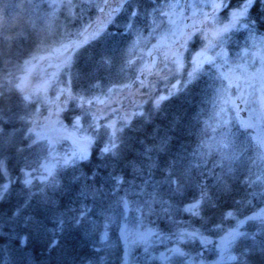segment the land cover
<instances>
[{"label":"snow or ice","instance_id":"snow-or-ice-1","mask_svg":"<svg viewBox=\"0 0 264 264\" xmlns=\"http://www.w3.org/2000/svg\"><path fill=\"white\" fill-rule=\"evenodd\" d=\"M256 5L264 8V0H238L235 5L231 0H211V3L204 5L210 11L199 13L198 22L202 27L197 28L194 22L183 29H175L173 17L176 12L173 9L180 7L178 2H53L48 5L52 12H45L39 17L49 30L57 7L67 9L71 14L77 7L81 11L84 8L98 10L103 19L98 25L90 26L93 30L89 32V37L101 46L89 51L90 45L81 48V41L61 43L49 53V58L55 56L57 59L55 64H48V68L54 70L37 69L35 83L29 80V76L36 69L32 61L37 57L24 60L23 66L13 64V46L20 32H0V59L9 68L15 67L24 73L16 77L5 69V86L0 88V199H6L13 190L15 176L22 185L26 204L36 198L51 207L55 202L48 196L47 190H70L80 183L81 176L85 175L81 169L86 167L84 162L88 159L89 145L97 143L99 153L105 160H119L126 145L138 141L148 124L163 117L167 121L162 125L165 131L161 133L157 130V137L146 151L155 150L161 156L155 162L150 158L147 166L151 170L155 163L162 176L165 170L168 172L163 181L168 186V200L153 191L143 203V207L152 212L159 201L165 217L174 226V230L167 235L159 234L161 240L172 243L171 248L159 253L161 261L164 264H264V35L260 34V30L264 29V11L253 16ZM23 6V3L5 4L2 10L7 12L10 7ZM27 6L33 11L40 7L35 3H28ZM218 14H223L224 19L221 20ZM196 15L193 14L194 21ZM106 26L114 27L115 32L106 31ZM88 27L84 31H88ZM239 28L248 32V39L258 41L257 51H249L247 45L240 47L237 44L238 50L235 55L232 54V38ZM197 35L202 37L201 47L194 48L191 60L186 61L185 51ZM116 36H120L121 40L116 41ZM106 38L113 40L112 46L101 44ZM45 59L44 56L39 57V60ZM117 66L121 72L127 69L134 77L131 85L121 87L129 89L139 85L135 92L137 100L129 106L131 111L112 107L115 85L108 88L106 93L102 91L103 73L110 74ZM73 68L79 81L78 90L72 86ZM205 70L208 80L204 79ZM65 72L68 78L63 80L60 76ZM153 78L165 83L163 92ZM233 86L240 93L238 98L250 105L248 120L240 122V127L245 130L240 136L244 139L228 131L226 106L233 103L229 95ZM209 90L220 103L214 117L222 131L218 139L209 138L200 142L207 152H193V155L200 156L201 163L193 165L187 161L186 165H182L181 161L187 158L181 156V152H186V149L174 145L169 137L173 129H181V123L176 120L180 114L170 115L165 106L179 96L206 95ZM98 91L100 94H97ZM61 112L68 116L73 132L77 133L74 139L77 147L71 153L53 156L55 138L51 134L67 132L59 119L53 120V116H59ZM216 131L213 128V132ZM213 152L217 158L211 161L212 169L208 171L213 182L208 185L202 182L205 173L200 169L201 164L206 167V156ZM33 156L34 161L30 162ZM14 160H23V166L14 169ZM52 160H55V164L51 163ZM88 171L91 172V169ZM37 179L44 187L33 193L31 189L36 187L34 181ZM240 184L244 185L243 195L238 191ZM194 187L198 189V195L188 199L187 194ZM96 191L92 189L93 195ZM238 195L239 200L236 199ZM229 200L231 203L227 202ZM119 203L127 208L129 201L121 197ZM10 211L17 217L23 215L20 204ZM74 212L75 209L66 207L52 228L48 227V221L41 213L26 216L24 223L29 229L28 235H34L44 242L45 247L56 252L60 248L57 236L64 230L65 216L77 225L83 224L86 229L91 227L95 231L98 228L88 220L86 207L79 209L78 215H68ZM173 213L187 214L190 221L176 220ZM214 216L219 217V223ZM111 219V216L104 215L105 229ZM225 220L229 221L227 228L224 227ZM197 222L200 227L195 226ZM208 224L212 227L208 228ZM205 232L224 233L215 244V260L205 258L206 246L212 244ZM153 235L156 234L151 230L130 233L127 229H121L126 246L130 239L147 245ZM99 238L101 242L105 241L106 231L101 232ZM20 239L26 240L27 237ZM187 241H198L200 251H185ZM145 252H148L147 246ZM53 264L68 262L57 258Z\"/></svg>","mask_w":264,"mask_h":264},{"label":"trees","instance_id":"trees-1","mask_svg":"<svg viewBox=\"0 0 264 264\" xmlns=\"http://www.w3.org/2000/svg\"><path fill=\"white\" fill-rule=\"evenodd\" d=\"M50 2L60 3V0H0V32L6 31L9 34L15 30L20 32L13 46L14 65L23 66L24 60H28L32 56L37 57L32 62L38 61L39 57L50 53L61 43L69 42L70 38L74 37V32L80 30L90 18L94 17L92 8H84L81 11L77 7L73 10L74 14H71L67 9L57 7L52 16L51 30H49L39 17L45 12H52V9L48 8ZM74 2L79 4L81 0H74ZM237 2L238 0H231L233 5ZM18 3H23L24 6L21 8L10 7L7 12L2 10L5 4ZM28 3H35L40 7L33 11L27 6ZM259 11H264V8L256 5L252 15L255 16ZM218 16L221 20L224 19L223 14H218ZM106 31L115 32V28L106 26ZM260 33L264 34V29H261ZM198 37L199 35L189 43L188 49L185 51L186 61L191 60V53L194 48H199L202 44ZM115 40L119 41L121 37L116 36ZM248 43H250L248 32L243 28L236 29L232 38V54L238 50L237 44L242 47ZM101 44L112 46L113 40L106 38ZM89 45L90 47H88ZM100 46L91 37L81 43V48L88 47L89 51L98 49ZM5 69L16 77L19 72H22L17 71L15 67L9 68L0 59V88L5 86L3 80ZM75 73L76 69L73 68L72 86L78 90L79 81L76 79ZM103 77L104 88L102 91L104 93L113 85L116 87L125 84L131 85L134 79L130 71L125 69L121 72L119 66L114 68L110 74L108 72L103 73ZM60 78L66 80L68 78L67 73L65 72ZM204 79L208 80L206 70ZM132 87L136 88L137 85ZM164 87L165 83H159V89L162 92ZM97 94L100 92L98 91ZM214 99L215 96L209 90L206 95L196 93L189 96H179L165 106L170 115L180 114L176 116V120L181 123V129L179 131L173 129L175 134L169 132V137L174 145L186 149V152H181V156L187 158L181 161L182 165H186L187 161L193 165L201 163L200 156L193 155L194 151L207 152L206 148L200 146V142L209 138H219L222 129L218 128L214 133L213 124H211L214 115ZM63 119L71 127V120L65 113H63ZM166 123L167 121L160 117L155 122L148 124L144 129L143 136L138 141H132L126 145L122 150V157L116 161L105 160L99 153V145L93 142L88 153V159L84 162L86 167L81 169L85 175L81 176L80 183L73 185L70 190H47L48 196L55 202L51 207L45 206L36 198L26 204V196L21 191L22 185L14 176L13 190L6 199H0V264H53L57 258L66 260L68 264H164L153 256V252L160 253L165 248L172 247V243H169L168 240H161L159 234L162 232L167 235L169 231L174 230V226L172 221L165 217L162 210L163 206L159 201L153 206L152 212L143 207V203L149 199V194L153 191L158 192L162 199L168 200V186L163 183L164 176H167L168 172L165 170L164 176H162L155 163H153L151 170L147 166L150 158L155 162L159 161L161 156L155 150L146 151V149L151 148L153 139L157 137V130L161 133L165 131L162 125ZM228 131L241 139L245 138L240 136V133L245 132V130L240 127V123L236 119L230 120ZM205 133H207L206 136ZM215 158H217L216 153H208L206 167L201 164L200 170L205 173L202 182L208 185L213 182L208 170L212 169L211 161ZM34 159V156L30 157V162ZM23 163V160H14L12 167L14 169L18 166L22 167ZM88 169H91V172ZM193 175L196 173L193 172ZM34 184L36 187L31 189L33 193H37L38 188L44 187L39 179L35 180ZM157 185H161V187H157ZM243 188V184L238 185L240 195H243ZM92 189L97 190L95 195H93ZM192 195H198L197 188L194 187L187 194V198L190 199ZM121 197L129 201L127 208L119 203ZM236 199L239 200L240 196H236ZM227 202L231 203V200ZM172 203L175 204L176 201H172ZM17 204L23 208V215L20 217L12 215L10 211ZM66 207L76 210V212L68 215H78L79 209L86 207L89 214L88 220L98 225V228L95 231L91 227L86 229L83 224L77 225L68 220V216H65L64 230L57 236L60 248L56 252L45 247L44 242L34 235H28L29 229L24 223V217L41 213L47 219L48 227L52 228L59 214L64 212ZM105 214L112 217L107 229L104 227ZM173 216L176 220L190 221L187 214L176 215L173 213ZM214 219L217 223L220 222L218 216H214ZM195 226L200 227V224L197 222ZM228 226L229 221L225 220L224 227L227 228ZM207 227L211 228L212 225L208 224ZM122 228L127 229L130 233L151 230L156 235L149 239L147 245L141 242H133L130 239L126 246V242L121 236ZM105 231L107 238L101 242L100 233ZM204 234L216 241L224 233L211 234L205 232ZM21 237H27V239L22 240ZM185 244V251L191 252L192 249L200 251L198 241H187ZM146 246L147 253L145 252Z\"/></svg>","mask_w":264,"mask_h":264},{"label":"rangeland","instance_id":"rangeland-1","mask_svg":"<svg viewBox=\"0 0 264 264\" xmlns=\"http://www.w3.org/2000/svg\"><path fill=\"white\" fill-rule=\"evenodd\" d=\"M95 2H99V0H95ZM168 2H172V3L178 2L179 3L180 7L178 9H173V11L176 12V15L173 17L174 28L175 29H183L185 25L190 26L194 22L196 23L197 28L202 27V25L198 22L200 19L199 13L210 11V9L205 8L204 5L211 3V0H170ZM51 3L52 2H50V4ZM193 6H195V7H193ZM92 10L94 12V14H93L94 17L90 18V20L87 21V23L84 25V27H81L80 30H78L77 32H74V34H73L74 37L70 38V41H81V42H83V41H86L87 39L90 38L89 32H91L93 30V27H90V26L98 25V23H100L103 19L101 13L98 10H96L95 8H92ZM194 13L197 14L195 21L192 19ZM185 18H187V19H185ZM224 22H226V21H224ZM86 26H89L88 31H84ZM145 34H147V33H145ZM261 35H264V34H261ZM198 38L200 39V41H202V37L200 35ZM67 43L68 42H65V44H67ZM153 43H155V41H153ZM254 44H255V47H253ZM244 46H242V47H244ZM58 47H59V45L56 48H58ZM200 47H201V45H200ZM247 47H248L249 51H257L259 48L258 41L250 40V43H248ZM236 52H237V50H235L233 55H235ZM42 56H44L46 59L45 60H38L36 62L35 61L32 62V64L36 65V69H33L32 74L29 76V80L32 83H35V80L37 77V69H41L43 71H48V72L53 71L54 69L48 68V64L49 63L55 64L57 62V59L55 56L49 58V53L44 54ZM145 56H146V53H145ZM257 66H259L258 62H257ZM22 75H24L23 71L19 72L17 74V77H20ZM153 80L156 83V86L159 87V82L156 81V78H153ZM138 87H139V85L137 84L136 88L130 87L129 89H125V88L121 87V85L114 88L113 94H112V101H111L112 107L120 108L122 111L123 110L131 111L132 109L129 106H130L132 101L137 100L135 92H136V89ZM229 95L231 97V100L233 101V103H229L226 106L227 119L229 120V122H230V120H233V119L238 120L239 123L241 121L248 120L250 105L245 104L241 99L238 98L240 93H238L236 91L235 86H233L232 89H230ZM101 98H103V97L101 96ZM219 106H220V103L215 98L214 99V113H215V111L218 110ZM63 113L64 112H61L59 114V116H53V120L59 119L60 122L64 125V127L67 129V132L60 131V132H53L51 134L55 138L53 141L54 148H55V152L53 153V156L63 155L64 153H71L73 151V149L77 147V143H74V139L76 138L77 133L73 132V129L66 124V122L63 119ZM44 115L46 116L47 112H45ZM211 124H213L212 125L213 128H216V129L220 128L216 124V120H215L214 115H213V121ZM69 134H71V135H69ZM79 135L82 136L83 133H79ZM90 148H91V145L88 146V153L90 151ZM51 163L55 164V160H52ZM139 232L143 233V231H139ZM209 239L212 241V244H209L206 246L207 248H206L205 258L208 260H215L216 259V256L214 255V253L216 251L215 244L218 243L219 238H217L216 241H214L210 237H209ZM164 251L165 250H163L162 252H164ZM153 256L155 258L161 260L159 258V253L153 252ZM162 263H163V261H162Z\"/></svg>","mask_w":264,"mask_h":264}]
</instances>
